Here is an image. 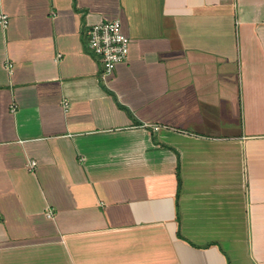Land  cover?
<instances>
[{"label":"crops","instance_id":"1","mask_svg":"<svg viewBox=\"0 0 264 264\" xmlns=\"http://www.w3.org/2000/svg\"><path fill=\"white\" fill-rule=\"evenodd\" d=\"M0 11V264H264V0ZM105 18L132 40L107 81Z\"/></svg>","mask_w":264,"mask_h":264},{"label":"built area","instance_id":"2","mask_svg":"<svg viewBox=\"0 0 264 264\" xmlns=\"http://www.w3.org/2000/svg\"><path fill=\"white\" fill-rule=\"evenodd\" d=\"M0 23L7 27L10 23V16L0 11ZM90 50L101 61V77L107 81L116 66L127 61L131 51V37L125 33L123 23L119 18H105L98 22L92 23L88 29ZM65 108L70 103L64 101ZM156 130L160 129L155 125ZM37 166L36 160L29 162V168L34 169ZM48 215L53 216V210H48Z\"/></svg>","mask_w":264,"mask_h":264}]
</instances>
